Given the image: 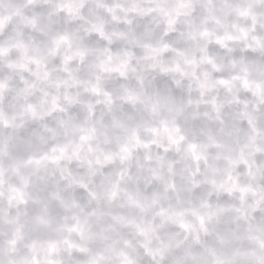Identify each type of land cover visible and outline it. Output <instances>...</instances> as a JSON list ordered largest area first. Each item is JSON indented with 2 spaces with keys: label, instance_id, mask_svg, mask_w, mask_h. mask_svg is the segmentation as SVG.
<instances>
[{
  "label": "clouds",
  "instance_id": "9594fccd",
  "mask_svg": "<svg viewBox=\"0 0 264 264\" xmlns=\"http://www.w3.org/2000/svg\"><path fill=\"white\" fill-rule=\"evenodd\" d=\"M0 264H264V0H0Z\"/></svg>",
  "mask_w": 264,
  "mask_h": 264
}]
</instances>
